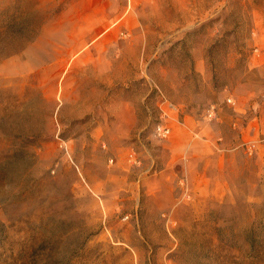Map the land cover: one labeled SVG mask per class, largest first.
I'll list each match as a JSON object with an SVG mask.
<instances>
[{"label":"rangeland","instance_id":"374dc122","mask_svg":"<svg viewBox=\"0 0 264 264\" xmlns=\"http://www.w3.org/2000/svg\"><path fill=\"white\" fill-rule=\"evenodd\" d=\"M0 264H264V0H0Z\"/></svg>","mask_w":264,"mask_h":264},{"label":"built area","instance_id":"2783aa9c","mask_svg":"<svg viewBox=\"0 0 264 264\" xmlns=\"http://www.w3.org/2000/svg\"><path fill=\"white\" fill-rule=\"evenodd\" d=\"M206 115L209 118H213L215 116V108H214V106H211V107H209L206 110ZM157 131H158L159 135H161V136H167L171 132V130L168 127H165V126H162V125H160L157 128Z\"/></svg>","mask_w":264,"mask_h":264}]
</instances>
